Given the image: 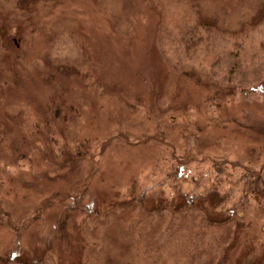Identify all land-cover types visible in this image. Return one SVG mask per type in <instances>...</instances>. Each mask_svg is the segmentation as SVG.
<instances>
[{"label":"rangeland","instance_id":"374dc122","mask_svg":"<svg viewBox=\"0 0 264 264\" xmlns=\"http://www.w3.org/2000/svg\"><path fill=\"white\" fill-rule=\"evenodd\" d=\"M36 8L0 59V256L53 244L77 263L82 236L52 242L77 208L63 231L85 221L100 264H264V0ZM138 199L144 224L121 216ZM118 216L138 228L115 256Z\"/></svg>","mask_w":264,"mask_h":264},{"label":"trees","instance_id":"16d2710c","mask_svg":"<svg viewBox=\"0 0 264 264\" xmlns=\"http://www.w3.org/2000/svg\"><path fill=\"white\" fill-rule=\"evenodd\" d=\"M50 0H0V59L1 57L7 53L10 49H11V45H12V40H14V38H12L18 31H21V28L19 27V21L17 20V18L14 16V12H20L23 16V18H27V16H29L28 14L32 11L35 10L36 5L38 2H44L47 3ZM37 9V8H36ZM16 19V20H15ZM14 37H18L19 39H21L20 35L17 36L15 35ZM81 47V52L83 51V47ZM83 53L85 54V51H83ZM8 57H11L10 55V51L7 53ZM86 55L82 56L81 58L77 59L76 61L73 62L72 66H69V68H77L76 66H79L81 64H83V66H85L87 60L85 61ZM71 65V64H70ZM12 69L7 68V66H3L0 64V76L3 74H9L11 73ZM4 83L7 85L8 81H4ZM52 109H54L55 111H59L58 109H60L59 106L53 105L51 107ZM264 184V183H263ZM261 194L264 196V190L261 191ZM181 199L184 201L185 199H183L181 197ZM185 202V201H184ZM122 205H124V203L117 205V204H111V206H109L111 210L117 209L118 207H121ZM126 205V204H125ZM124 205V206H125ZM131 207L130 208H120L123 209V213L121 214V216L127 217L131 219V213L133 211H137V218L139 219L138 222H142V224H144V219L147 217L148 215V210H145V202L144 199H138V200H132L131 201ZM108 207L103 206L100 208H96L95 206L88 204L86 205L85 208V212L87 213H91L94 212L95 214H99V213H106V208ZM180 208V207H179ZM67 210V211H65ZM78 209H63L60 212H57V215H55L53 217V220L56 224V226L58 225V227L61 225V227L59 228L60 231L58 232L57 237L54 236V239H52L53 243L56 242H65L67 241L65 244L67 246L68 251H72L74 249V245L79 244L78 236H82V238L80 239L81 244H79L80 248H81V252H80V256L77 258V263L75 264H100L99 258L101 256V251L102 250H97V248L99 246H96L95 243L90 244L91 242H89L90 239V231L87 229L89 228V226H86V222H80L77 224V227L74 228V232L72 233V235H67L66 231L64 230V227L67 226L69 220L73 223H75L76 218V214H77ZM115 211V210H114ZM141 212V213H140ZM145 212V213H144ZM234 215V213H232ZM113 216H115V213L113 214ZM122 219L119 218V216L117 217L115 221V225L110 224V227H115V230L118 231V235H117V239L113 240L110 242V248L108 250V253L114 254L115 256H119L120 254V246L125 244V248H124V252L123 254H125V252L127 251V249H130V246H128L127 244H132L134 242L133 239V235L132 233L129 234L127 231V229L130 231H132V229H136L138 228L137 225L131 224V222L129 223V226L131 227V229L127 228L126 224L123 223L121 221ZM132 220V219H131ZM139 224V223H138ZM234 225L236 226V228H239L240 226V221H236V223H234ZM74 226V225H73ZM72 226V227H73ZM235 229V228H234ZM232 231V233H234L235 231ZM129 234V235H128ZM73 235L75 237H73ZM70 237V239H69ZM49 247L43 249V251L41 252L40 256L38 257H33L34 253H30L26 252V253H22V252H18L15 250L10 251L9 253H6L4 256H6L5 258H3L4 256H0V264H74L71 263L70 259H66L61 261L60 259H58V254H57V246H53V244H48ZM65 246V247H66ZM220 247V245H218ZM114 248L115 251L110 252V249ZM222 252V251H221ZM224 252L223 253H218L216 251L212 252L211 256H210V261L212 264H224V262L226 261V257L224 256ZM226 255V254H225ZM126 256V255H125ZM136 256V253H129V258L134 259Z\"/></svg>","mask_w":264,"mask_h":264}]
</instances>
